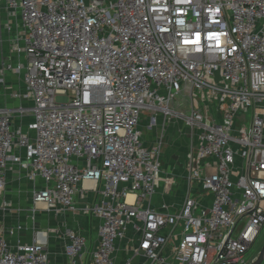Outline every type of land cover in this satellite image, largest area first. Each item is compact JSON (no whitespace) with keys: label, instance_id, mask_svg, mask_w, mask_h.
Listing matches in <instances>:
<instances>
[{"label":"built area","instance_id":"built-area-1","mask_svg":"<svg viewBox=\"0 0 264 264\" xmlns=\"http://www.w3.org/2000/svg\"><path fill=\"white\" fill-rule=\"evenodd\" d=\"M1 13L14 24L0 62V197L14 166L32 184V219L41 204L99 223L95 244L68 227L0 235V264H47L51 235L64 264L255 259L245 255L264 227V0H0ZM143 117L148 129L189 130L179 209L151 204L163 135L143 145Z\"/></svg>","mask_w":264,"mask_h":264},{"label":"crops","instance_id":"crops-1","mask_svg":"<svg viewBox=\"0 0 264 264\" xmlns=\"http://www.w3.org/2000/svg\"><path fill=\"white\" fill-rule=\"evenodd\" d=\"M13 24L14 19L12 17H7L4 13L0 14V52L5 56L3 59L10 57L9 48L12 43V33L9 32L8 25ZM147 124V117H143L138 127L141 133L142 143L145 146L153 143V139L158 133L159 128L157 125L152 129H148ZM178 127L179 122L176 120L170 121L165 127L167 134L161 158L162 171L159 175L157 193L151 201L154 208H159L160 204L164 201L170 205L173 204L174 210L179 209L186 191L183 177L186 174L185 152L190 141V134L189 130L183 124L177 133L176 129ZM170 176L176 178V183L168 191L163 192L162 184ZM31 190L32 184L26 179L23 172L14 166L8 167L6 171V190L0 197V235L8 238L10 241H15L19 238L22 242H26L30 240L33 227H68L83 233L89 238L91 244H95V240L98 237L97 226L99 219L95 217L87 218L77 212L65 211L55 214L52 211H41V209L34 214V219H32ZM205 198V202L210 200L209 196ZM76 203L77 205H81L82 203L78 195ZM18 223L24 225V230L18 235H8L6 230ZM63 242L53 235L50 236L47 248L49 257L47 264L65 263L66 258L63 252Z\"/></svg>","mask_w":264,"mask_h":264},{"label":"rangeland","instance_id":"rangeland-1","mask_svg":"<svg viewBox=\"0 0 264 264\" xmlns=\"http://www.w3.org/2000/svg\"><path fill=\"white\" fill-rule=\"evenodd\" d=\"M10 32V31H9ZM11 33V32H10ZM0 35H1V33H0ZM2 50V49H1ZM3 57H5L4 55H3V53H1L0 52V62L2 61V60H4L3 59ZM3 94V88L0 86V97H1V95ZM1 99V98H0ZM56 101L57 102H66L67 101V97L66 96H63V95H58V96H56ZM178 101H179V99L178 98H176L175 99V102H174V106L177 108V105H178ZM183 103L184 104H186V102L185 101H183ZM182 110H183V108H181ZM185 110V109H184ZM180 128H182V124H181V122H179V127L176 129V131H177V133H178V129H180ZM162 133V140H163V147H162V150L164 149V147H165V137H166V134H167V131L166 130H164V131H162L161 130V128L159 127L158 128V133L155 135V137H154V139L153 140H155V139H157L156 137H158L160 134ZM173 202V201H172ZM171 202V203H172ZM42 206V209H41V211H46V210H43V208H44V205H41ZM31 207L33 208V205H31ZM263 242H264V227L262 228V230L260 231V233L258 234V236H257V238H256V240H255V242H254V244L252 245V247L248 250V252L246 253V255H245V259L247 260V261H251V260H253L255 257H256V255L258 254V252H259V250H260V248H261V246H262V244H263ZM261 264H264V261L261 263Z\"/></svg>","mask_w":264,"mask_h":264},{"label":"water","instance_id":"water-1","mask_svg":"<svg viewBox=\"0 0 264 264\" xmlns=\"http://www.w3.org/2000/svg\"><path fill=\"white\" fill-rule=\"evenodd\" d=\"M264 261V242L255 259L248 264H261Z\"/></svg>","mask_w":264,"mask_h":264},{"label":"snow or ice","instance_id":"snow-or-ice-1","mask_svg":"<svg viewBox=\"0 0 264 264\" xmlns=\"http://www.w3.org/2000/svg\"><path fill=\"white\" fill-rule=\"evenodd\" d=\"M199 41V37L197 36V40L195 41H185V43H197Z\"/></svg>","mask_w":264,"mask_h":264},{"label":"bare ground","instance_id":"bare-ground-1","mask_svg":"<svg viewBox=\"0 0 264 264\" xmlns=\"http://www.w3.org/2000/svg\"><path fill=\"white\" fill-rule=\"evenodd\" d=\"M39 207H42L41 204H38Z\"/></svg>","mask_w":264,"mask_h":264}]
</instances>
